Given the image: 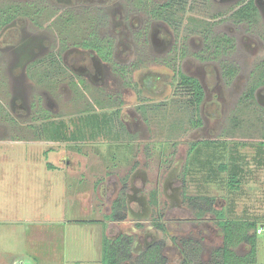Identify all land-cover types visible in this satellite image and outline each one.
<instances>
[{
  "label": "flooded vegetation",
  "instance_id": "af4514ba",
  "mask_svg": "<svg viewBox=\"0 0 264 264\" xmlns=\"http://www.w3.org/2000/svg\"><path fill=\"white\" fill-rule=\"evenodd\" d=\"M263 26L264 0H0V139L20 125L31 135L40 127L48 165L55 166L56 156L65 170L100 171L103 163L90 162L92 154L79 144L98 138L123 140L124 87L134 93H141L143 86L150 91L158 87L155 71L137 76L140 86L134 81V72L146 63L169 68L174 94L184 95L182 102L175 98L179 103L172 98L171 106L183 109L190 126L201 130L211 96L198 71L188 67L189 57L202 67L216 65L219 79L230 86L240 75L237 58L251 55L256 27ZM254 83L240 101L245 102ZM261 88L254 95L264 111ZM221 99L219 91L208 108L218 109ZM145 104L141 101L138 110L146 124L145 115L159 106ZM74 105L78 109L66 119L62 109L69 112ZM236 119L233 115L229 121ZM52 124L66 136L51 138L46 129ZM214 140L190 142L186 160L175 149L172 160L160 161L154 178L140 163L104 187L107 200L100 204L107 205L110 215L92 221L101 231L98 264H218L226 251L236 256L250 252L248 246L239 253L246 242L228 241L223 218L217 215L224 210L222 200L190 192L188 161L194 157V144L220 142ZM65 143L71 149H58L61 156L50 146ZM100 191H95L96 201L101 200ZM199 196L215 198L214 212L197 202ZM247 233L251 236L254 230Z\"/></svg>",
  "mask_w": 264,
  "mask_h": 264
},
{
  "label": "rangeland",
  "instance_id": "374dc122",
  "mask_svg": "<svg viewBox=\"0 0 264 264\" xmlns=\"http://www.w3.org/2000/svg\"><path fill=\"white\" fill-rule=\"evenodd\" d=\"M255 33L257 40L252 47L253 52L247 56L241 54L237 58L240 75L230 86L219 79L216 65L202 67L196 59L189 57L188 67L198 71L209 88V97L213 98L219 91L222 96L218 109L215 105L208 108L212 98L207 100L203 129L191 127L188 123L189 114L183 109L174 107L175 111L173 110L171 99L176 100L178 97L182 102L184 95L179 91V94L177 91L174 94L169 68L159 64L148 66L146 63L141 71L134 72L133 79L140 86L137 76L155 71L160 77L158 87L150 91L143 86L141 93H134L130 87H124L123 121L127 128L123 127V140L98 138L80 143L79 147L84 153L92 154L90 162L96 165L101 166L103 163V167L119 169L125 176L143 163L154 178L160 161L172 160L171 154L175 149L186 160L189 143L192 141L215 139L230 144L237 143L241 154L239 158L244 157L241 164L246 170L240 189L233 193L228 190L226 173L218 181L201 183L204 181L202 174L198 167L191 165L193 177L189 180L190 192L206 193L217 197L219 201L232 195L239 212L250 209L253 214L263 215L264 149L262 153L260 151L264 144V111L257 102L247 106L240 101L248 86L254 83L255 77L250 79V75L259 74V67L264 68V26L256 27ZM167 52L165 57L168 56ZM262 89L258 92L264 95ZM141 101H145L144 106H159L145 115L149 119L146 124L138 110ZM77 109L75 105L69 112L62 109V115L69 119ZM233 115L240 119L237 125L229 121ZM177 126L180 128L178 131ZM26 127L18 126L15 133L1 138L7 142L0 141V264H98L101 258V231L92 221L99 216L95 208L87 210L80 196L91 190L89 183L84 177L67 175V170L60 166L56 156H52L55 166L48 165L44 156L47 144L42 138H35L33 133L31 135L27 132ZM220 133L223 136L212 137ZM70 145L65 143L50 146L63 150L65 147L71 149ZM194 145L192 154L199 157V143ZM59 150L57 156H61ZM209 152L214 162L220 156L214 150ZM234 153L237 155L236 151ZM72 220H76V223H72ZM253 221H257L259 225L264 224V221L258 219ZM234 224L236 230L246 231L249 223L242 221ZM247 247L248 245L240 247L239 253L243 254ZM246 261H249L248 264H264V227L263 233L257 235L255 261L252 262L250 256H247Z\"/></svg>",
  "mask_w": 264,
  "mask_h": 264
},
{
  "label": "trees",
  "instance_id": "16d2710c",
  "mask_svg": "<svg viewBox=\"0 0 264 264\" xmlns=\"http://www.w3.org/2000/svg\"><path fill=\"white\" fill-rule=\"evenodd\" d=\"M259 69H260V72H259V74H256V77L254 80L255 86L252 89V91L250 92L248 98H246L244 100L249 105L252 102H256L254 90H256V88L258 86L264 85V68H259ZM238 120H240V119L237 117V119L234 121L235 125L238 124L237 123ZM85 123H86L85 126L87 127L89 124V121H87ZM46 130L49 131L48 133L51 134V138H53V139H59V138H62V136L63 137L66 136L65 131H63L62 129L57 127L56 124H52ZM83 131H84V129H82V127H81V129L79 130V133H82ZM42 133H44V131H42V129L40 127H35V130L33 131L35 138H38V139L42 138ZM71 139H72V137L66 138V140H71ZM78 140H84V138L79 137ZM198 149H199V157L194 156L193 161H192V158H190L188 161V165L198 167L199 173L202 174V179L205 182L207 181L209 183V182L218 181V179L219 178L221 179L223 174L226 173L225 174V183L227 184L226 187L228 188V190L231 193H233V191L240 189V186L242 184V179L245 176V174H244L245 170L243 169L244 167L241 164L242 161L244 160V157L236 159L234 157V156H236V154H234L235 149H233V150L230 149L228 147L227 143L216 144V142H207L201 147L199 145ZM261 149H262V151H260V152L262 153L264 146L261 147ZM193 150H195V147L193 148ZM209 150H214L218 154H220V156L217 157V160H215V162L213 160H211L212 155L210 154ZM216 152H215V154H217ZM203 153L206 154V157H203V155H202ZM228 157L229 158L232 157V160L229 161ZM230 165L234 167L232 169V171L230 169L231 168ZM197 200H199L197 202L207 203L209 211L214 212V210H212V204L215 200L214 197L199 196L197 198ZM229 212H230V210L229 211L224 210L222 212L218 211L217 212L218 214L216 213L219 217L223 218L222 219L223 222L221 223V225H223V227H225V231L229 234L230 239L227 238L228 241L231 243H233L235 241L237 243L246 242V244L250 247V252L245 256H236L235 254H232L231 252L226 251L224 257L222 258L221 261L218 262V264H248L249 261H246L247 256H250L253 260L252 262H254L256 255H257V235H258L257 230L259 229V224L256 223L257 221H243V222L249 223L247 225L248 229L246 231L243 229L242 230H239V229L236 230L237 227L234 223L235 222H242V221H231V220L228 221L227 220V214H229ZM232 223L234 224V226L233 225L231 226ZM227 228H231L230 231L226 230ZM250 229L254 230V234L251 236H249L247 233V231ZM229 260H232V263ZM105 264H109V263L106 261Z\"/></svg>",
  "mask_w": 264,
  "mask_h": 264
},
{
  "label": "crops",
  "instance_id": "0c3cea01",
  "mask_svg": "<svg viewBox=\"0 0 264 264\" xmlns=\"http://www.w3.org/2000/svg\"><path fill=\"white\" fill-rule=\"evenodd\" d=\"M221 144L226 143L225 141L219 142ZM228 147L230 149H235L237 155L234 156L236 159H239V155H241L238 151L239 145L237 143H227ZM264 146V144H262ZM235 154V153H234ZM233 157V156H232ZM232 157L229 158L228 160L231 161ZM83 157L79 156V159H82ZM234 159V158H233ZM230 164V163H229ZM231 166V165H230ZM234 167L231 166V171ZM67 170V169H66ZM230 171V172H231ZM122 173V172H121ZM120 173L119 169H115V170H111L109 168L103 167V169H101L100 171H84V169L80 168V169H68L66 171V174L69 176H74V177H84L87 182L89 183L91 190L86 193L83 194L81 193L80 196L85 204V206H87V210H90L92 207L94 208V204L98 203L99 204V208L97 209V214H98V218L96 220H104V215H110V209H108L107 205H102L100 204L101 202L104 204L105 201L107 200V195L102 192V190L104 189V187H110L112 186V183H114V181L116 179H118V175L119 176H123V174ZM230 174V173H229ZM246 175V170L245 173ZM202 178V177H201ZM204 183H208L207 181H203ZM96 189H101V200L100 201H96L95 199V191ZM203 195H208V194H204ZM232 195H230L229 197L222 199V207L224 208V210H230L229 214H227V218L232 219V221H253L255 219H258L259 221H264V214H253V211H250V209H243L242 211H238L237 209V202L234 198L231 197ZM222 210V211H224ZM251 212V213H250ZM257 217V218H256ZM74 221V220H72ZM71 221V222H72ZM264 224L262 223L261 225H259V228L263 229ZM263 233V232H262ZM261 233V234H262ZM260 235V234H258Z\"/></svg>",
  "mask_w": 264,
  "mask_h": 264
},
{
  "label": "built area",
  "instance_id": "2783aa9c",
  "mask_svg": "<svg viewBox=\"0 0 264 264\" xmlns=\"http://www.w3.org/2000/svg\"><path fill=\"white\" fill-rule=\"evenodd\" d=\"M263 232V229L262 228H259L258 230H257V233L258 234H261Z\"/></svg>",
  "mask_w": 264,
  "mask_h": 264
}]
</instances>
